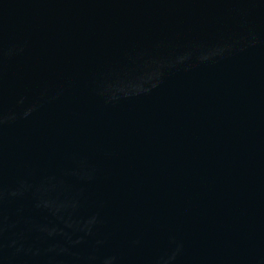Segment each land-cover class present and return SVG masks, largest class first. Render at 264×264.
Here are the masks:
<instances>
[{"label":"water","instance_id":"1","mask_svg":"<svg viewBox=\"0 0 264 264\" xmlns=\"http://www.w3.org/2000/svg\"><path fill=\"white\" fill-rule=\"evenodd\" d=\"M0 264H264V0H0Z\"/></svg>","mask_w":264,"mask_h":264}]
</instances>
